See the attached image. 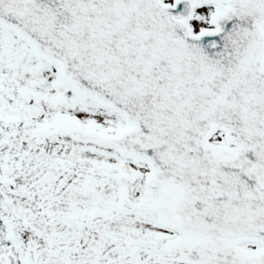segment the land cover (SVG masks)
I'll return each mask as SVG.
<instances>
[{
    "label": "snow or ice",
    "instance_id": "6c2138e0",
    "mask_svg": "<svg viewBox=\"0 0 264 264\" xmlns=\"http://www.w3.org/2000/svg\"><path fill=\"white\" fill-rule=\"evenodd\" d=\"M0 264H264V0H0Z\"/></svg>",
    "mask_w": 264,
    "mask_h": 264
}]
</instances>
